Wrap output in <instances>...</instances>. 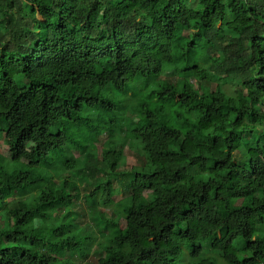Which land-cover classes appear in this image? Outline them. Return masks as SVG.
Wrapping results in <instances>:
<instances>
[{
	"label": "trees",
	"instance_id": "obj_1",
	"mask_svg": "<svg viewBox=\"0 0 264 264\" xmlns=\"http://www.w3.org/2000/svg\"><path fill=\"white\" fill-rule=\"evenodd\" d=\"M3 137L0 207L37 194L4 209L0 264L90 254L96 237L64 221L78 200L67 171L90 180L97 264H177L206 239L223 264H264V0H0ZM127 140L143 159L122 171ZM115 182L130 196L106 218Z\"/></svg>",
	"mask_w": 264,
	"mask_h": 264
},
{
	"label": "rangeland",
	"instance_id": "obj_2",
	"mask_svg": "<svg viewBox=\"0 0 264 264\" xmlns=\"http://www.w3.org/2000/svg\"><path fill=\"white\" fill-rule=\"evenodd\" d=\"M165 78H168L172 80L173 82H181L183 75H176L172 72L168 71L164 76H162L160 79L163 80ZM188 79L192 81L193 84H198L196 82V78L192 75L188 76ZM218 83H209L208 87L210 90H214ZM203 87H207V83L203 82L201 84ZM224 90L229 94H235L238 90L237 87H235L233 84H224ZM144 93H146L149 96V91L146 89L144 90ZM131 103V100L128 99L126 101L127 106H129ZM158 103L157 99L154 98L153 105ZM127 111L129 114L131 113V110L128 108ZM124 132V129H122ZM248 137H245L247 139ZM107 139L106 135H103L98 144H97V150L96 153L98 154L99 159L102 157V150L103 145ZM123 158L124 162L121 163L120 169L122 171H125V169H130L132 167H140L142 164V153L140 149L136 147V145L131 144L129 140L125 141L123 145ZM71 156H73L75 159H81L84 160V155H80L78 152H72ZM0 160H4L6 164L10 165V158H9V149L4 142V137L0 138ZM5 168H7L5 166ZM8 169V168H7ZM87 173V172H86ZM8 174L5 173L0 169V181L3 179L4 176ZM65 178H69L71 181H75L78 186V190L75 194L78 195V200L74 201L73 205L67 210V217L64 221L68 219H72V216H75L77 220L80 222V230H84L86 234L96 237L95 242L93 243L92 250L90 254L86 255L85 257L78 258L73 257L70 253H66L64 255V259L72 261L73 264H97V262L100 259H103L105 257V251L103 250V247H101V244L104 242L103 233L99 231V227L95 221V211L93 206L89 203V200L87 201V196L89 195L90 191L88 189L87 182L90 181L89 177H87L84 174H80L75 171H67L62 177H60L59 183L63 181ZM115 188L117 189L118 193L117 196L114 198V206L111 209L105 210L106 218H113L117 219V216H119L122 212V207L124 203L127 202L130 191L127 189L126 184L120 186L119 183H114ZM4 196H9V193H3ZM23 193H15L11 195L8 199H6V202L2 207H0V223L2 221L1 217L4 212V209H12L18 201L23 200H30L33 195L35 196L36 192H26L23 195ZM64 210H58L56 213H53L51 219L48 220V223L51 222H58V219L63 217ZM122 224L124 225L125 219L122 217L121 219ZM201 246V253L199 256L194 257L193 255V249L188 243H183L181 245V255L179 257V260L177 264H194V263H200V262H207L211 264H223V260L221 259V255L217 252H214L211 249V241L209 239H206L200 243Z\"/></svg>",
	"mask_w": 264,
	"mask_h": 264
}]
</instances>
